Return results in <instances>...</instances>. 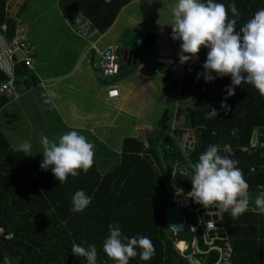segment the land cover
I'll use <instances>...</instances> for the list:
<instances>
[{
  "label": "trees",
  "instance_id": "16d2710c",
  "mask_svg": "<svg viewBox=\"0 0 264 264\" xmlns=\"http://www.w3.org/2000/svg\"><path fill=\"white\" fill-rule=\"evenodd\" d=\"M29 0H24L21 7ZM135 0H59L63 16L71 18L73 12L87 17L100 32H105L115 22L119 12ZM225 4L228 0H217ZM240 13L235 29L239 30L252 14L264 8V0H232ZM9 9V0H0V26L6 25V35L11 38L17 26V10ZM14 13V14H13ZM228 17L232 18L231 13ZM206 49L198 54L201 62L188 71L183 65V76L171 80L176 91L175 102L166 106L157 129L144 140L127 137L123 144L121 160L109 171H100L95 159L87 173L69 176L59 184L50 169L39 167L41 160L27 159L20 151L10 148L0 132V256L6 255L9 264H86L83 257L71 253L73 242L96 247L97 264H113L102 250L108 235V225L120 227L125 236H147L154 247V255L143 261L137 255L128 264H215L220 257L211 245L224 246L226 239L217 238L206 243L199 231L198 245L202 252L184 256L175 245L174 233L165 223V211L173 190L190 189L186 177L172 176L171 168L186 167L187 161H196L208 145L215 144L218 153L238 161L237 167L253 194L264 192V145L253 147L250 140L255 128L264 129V98L250 84L234 86V94L227 96L228 76L205 82L202 73ZM26 68L16 64V74ZM6 75L0 70V82ZM6 98L0 95V104ZM221 102L226 108L221 107ZM215 109L218 115L207 118ZM184 117V127L194 131V147L186 150L175 134L174 126ZM259 140L264 141L263 134ZM229 145L232 154L224 149ZM247 146V149L243 147ZM82 189L92 197L83 212L73 213L71 196ZM244 215V214H243ZM264 222V216L259 215ZM243 216L231 218L223 212V221L231 232L239 228ZM258 220V219H257ZM237 222L236 227L231 226ZM197 223V220L195 221ZM234 228V229H233ZM232 241L231 258L235 264L244 262L241 252ZM242 261V262H241ZM243 264V263H242Z\"/></svg>",
  "mask_w": 264,
  "mask_h": 264
},
{
  "label": "crops",
  "instance_id": "0c3cea01",
  "mask_svg": "<svg viewBox=\"0 0 264 264\" xmlns=\"http://www.w3.org/2000/svg\"><path fill=\"white\" fill-rule=\"evenodd\" d=\"M132 4L129 3L121 9L115 22L105 32H100L97 27L100 47L118 46L122 70L113 78L103 77L99 73L98 56L93 49H90L89 42L78 34L72 16L69 19L65 18L59 9L60 15L70 26L67 28L71 33L69 36L48 37L44 31H41L37 33L34 42L29 37L27 27L20 22L23 29L21 33L31 47L33 65L28 67L24 61L18 62H23L26 66L22 73L16 74L19 98L15 100L6 96L0 104V132L8 140L11 149L16 152L19 143L28 141L31 149L26 158L42 160L39 137L45 135L50 140H54L61 134L58 129L61 126L64 127L62 131L74 129L80 134L95 131L96 136L94 138L92 136L95 152L101 148V145L109 143L114 146L113 154L121 155L127 137L144 140L145 146H149L147 137L158 128L155 118L150 121L149 107L157 106L159 101L166 106L173 98L178 99L176 91L170 86V79L182 78L184 64L178 62V66L174 68L180 49L178 50L164 34L159 37L160 43L157 48H154V43L150 49L138 45L136 60L133 57L129 60L123 59L124 49L133 47L138 42L137 34L146 35L152 32L151 34L155 36L154 40L156 39V33L148 30L151 28L150 25H141L136 20L134 11L129 7ZM126 8H129L128 11H125ZM10 10L13 11L12 8ZM16 12L17 8L14 13ZM122 13H125L124 17ZM120 19L123 24L118 27ZM127 31H134V37L127 43L124 40L122 44H114L121 41ZM141 50H151L153 56L141 58ZM21 56L19 54L18 57ZM158 57L159 61L156 60ZM160 57L172 59V62L161 61ZM168 72L172 74L170 79L167 77ZM111 89L118 90V94L110 96ZM47 90L56 93L51 104L43 103L44 97L41 93ZM17 103L19 105H16ZM165 108L153 113L159 118ZM175 127L178 126L175 125L174 129ZM248 193V209L243 213L244 215L241 214L243 220L238 223L239 228L236 227L237 222L232 223L231 226L236 228L231 232V236L223 221V212L219 211L220 221L226 234L223 239L228 242L232 264H235L231 258L233 240L244 250L241 252L243 264H264V222L254 210L253 201L256 194L249 191ZM217 238L215 237L213 242ZM183 245L184 241L178 244L182 248Z\"/></svg>",
  "mask_w": 264,
  "mask_h": 264
},
{
  "label": "clouds",
  "instance_id": "9594fccd",
  "mask_svg": "<svg viewBox=\"0 0 264 264\" xmlns=\"http://www.w3.org/2000/svg\"><path fill=\"white\" fill-rule=\"evenodd\" d=\"M231 13L232 18L228 17ZM240 13L235 3L228 0L225 4L217 0H174L168 25L170 37L180 41L177 53L178 62L185 64L205 48L206 58L202 63V73H197L205 82L228 76L230 84L225 86L227 96L234 94V86L250 84L264 98V8L255 11L235 29ZM41 95L44 104H51L56 93L47 90ZM221 107L226 106L221 102ZM218 115L215 109L206 113L207 118ZM42 160L39 167L51 171L59 184L66 182L69 176L76 177L87 173L93 164V144L78 131L72 129L63 132L56 140L41 135ZM31 145L23 141L17 151L28 155ZM238 161L220 155L215 144H210L201 152L196 161H187L186 167L171 168L172 176L186 177L190 181V191L186 193L194 203L204 207L229 212L231 218H238L248 209V184L237 167ZM182 189L177 188L176 194ZM92 197L78 189L71 196L73 213H80L91 203ZM255 211L264 216V192L254 198ZM71 253L83 257L86 264H97L96 247H87L73 242ZM102 250L113 264H128L130 258L137 255L148 261L154 255L151 240L144 235L125 236L118 225H108V235L102 243ZM0 264H9V258L0 256Z\"/></svg>",
  "mask_w": 264,
  "mask_h": 264
},
{
  "label": "rangeland",
  "instance_id": "374dc122",
  "mask_svg": "<svg viewBox=\"0 0 264 264\" xmlns=\"http://www.w3.org/2000/svg\"><path fill=\"white\" fill-rule=\"evenodd\" d=\"M22 2H23L22 0H9V8L10 9L12 8L13 11H15V9L17 8L18 12L20 9V14L17 16V29L21 28L20 22L24 24L29 30V37L33 40V42L37 33L41 31H44L45 35L48 37L51 36L56 37L55 35H58V36H64L66 38L71 34L70 30H67V28H69L70 26L68 25L67 21L63 18V16L60 15L57 0H29L26 3V5L21 7ZM173 3L174 0H135L134 3L129 6L134 11V16L136 17V20L141 25L143 24L150 25L151 28L148 29L150 30L149 32L154 31L156 33V39L154 40V48L158 47L160 43L158 42L159 37L161 36V34H164L165 37L168 36L170 42L179 50L180 41L171 39L170 37L171 27L170 25H168L171 14V5ZM128 9L129 8H126L125 11H128ZM125 13H122L123 14L122 17H124ZM121 19L119 20L118 27H121V25L123 24V21H121ZM119 29L117 30L118 32ZM133 35H135L134 31H127L123 35L124 38L122 37L121 41L114 44H118V45L122 44L121 42L124 40L125 43H127L129 39H132L134 37ZM79 41H81V39ZM141 51H142V54L140 55L141 58L149 57L150 55L153 56L152 54L153 51L151 50L150 51L141 50ZM156 60L159 61V57ZM190 61H194L193 62L194 64L197 63V60L194 59H191ZM178 64L179 63L177 57L176 62L174 64V68L177 67ZM174 102L175 99L173 98L166 106H172ZM16 105H19V103H17ZM166 106L165 103H162L161 101H159L158 105L153 108L150 106L149 107L150 112L148 115L150 116V121H152L155 118L154 119L155 122H158L160 116L158 118V115L154 114L153 111L154 112L161 111ZM182 118L183 117L181 116V118L178 119L177 124H175L176 126H178L175 127V134L177 135V138L183 147H189V145L188 146L185 145V142H187L189 137L192 141H195L194 136L192 135V132L194 134V131L191 129H186L184 127V119ZM63 128L64 127L61 126V128L59 127L58 129L59 131H61V133L67 132L65 130L62 131ZM82 135H84L88 141L94 144V141L92 140V136L93 138L94 136H96L95 131L93 132L86 131L83 132ZM102 136L103 135L101 133V137ZM58 137L59 136H57V138ZM99 147L100 146H98V148ZM93 149H95V147ZM113 150H114V146H112L109 143H106L104 145H101V148L98 149L97 152L93 151L94 152L93 158L97 162L100 171L107 172L118 162H120L121 155L113 154ZM182 191H187V190L182 189ZM175 192L176 190H173L171 196L169 197L170 200L174 198ZM181 206L183 207V205ZM185 221L187 222L188 220L186 219ZM172 231L174 233V230ZM185 246L186 245L184 242L183 248H185Z\"/></svg>",
  "mask_w": 264,
  "mask_h": 264
},
{
  "label": "built area",
  "instance_id": "2783aa9c",
  "mask_svg": "<svg viewBox=\"0 0 264 264\" xmlns=\"http://www.w3.org/2000/svg\"><path fill=\"white\" fill-rule=\"evenodd\" d=\"M72 19L74 26L80 36H82L87 42H89L90 49H93L98 56L100 74L103 77L110 78L115 77L121 73L122 62L118 52V46H107L102 48L99 46V30L93 23L84 15L73 12ZM17 29V28H16ZM6 30V25L3 24L0 26V69L6 75V80L0 83V95H5L7 97H13L15 100L19 98L16 88V64L19 61H24L25 65L32 67L33 65V55L31 51L30 44L25 36L21 33L22 28L17 29L15 35L11 38H8L4 31ZM21 54V58H19ZM197 60V63L194 64V61H189L187 68L188 71H193L198 63L201 62V57L197 53L193 58ZM118 94V90L111 89L109 91L110 96H115ZM1 111V109H0ZM264 136V129L255 128L253 131L252 138L250 140V145L256 147L257 145H264L263 140H259L261 135ZM247 149V146L243 147ZM226 154H232L233 149L226 145L223 148ZM1 231V228H0ZM228 257H229V251Z\"/></svg>",
  "mask_w": 264,
  "mask_h": 264
},
{
  "label": "water",
  "instance_id": "95a60500",
  "mask_svg": "<svg viewBox=\"0 0 264 264\" xmlns=\"http://www.w3.org/2000/svg\"><path fill=\"white\" fill-rule=\"evenodd\" d=\"M138 42L133 47H128L124 49L123 59L136 60L138 55V45L142 48L150 49L154 43V35L150 34L139 35ZM148 45V46H147ZM161 61L172 62V59L160 57ZM192 135L194 136L193 132ZM185 145L186 150L191 151L194 147V141L188 138ZM188 220L187 222L185 220ZM197 220V223L195 221ZM165 223L168 227L174 230L175 245L177 249L184 256H191L195 252H202L198 245L199 231L202 232V236L206 243H213L215 237L224 238L226 236L222 222L220 221L219 210L215 209L213 206L204 207L200 204L194 203L192 199H189L188 205L181 206V204L175 201L169 200L166 211H165ZM184 241L185 248L181 249L178 244ZM211 249H217L220 252V257L215 264H232L230 258L228 257V242L225 245L219 246L212 244Z\"/></svg>",
  "mask_w": 264,
  "mask_h": 264
},
{
  "label": "bare ground",
  "instance_id": "6f19581e",
  "mask_svg": "<svg viewBox=\"0 0 264 264\" xmlns=\"http://www.w3.org/2000/svg\"><path fill=\"white\" fill-rule=\"evenodd\" d=\"M185 190H187V191H182L180 194H176V192H175V196L171 200H173L176 203H179V204H181L183 206L188 205V202H189L190 197H187L186 196V193L188 192V190L190 191V189H185ZM178 247H180V246H178ZM180 248L181 249H184L182 247H180Z\"/></svg>",
  "mask_w": 264,
  "mask_h": 264
},
{
  "label": "flooded vegetation",
  "instance_id": "af4514ba",
  "mask_svg": "<svg viewBox=\"0 0 264 264\" xmlns=\"http://www.w3.org/2000/svg\"><path fill=\"white\" fill-rule=\"evenodd\" d=\"M151 35H152V34L150 33V37H151Z\"/></svg>",
  "mask_w": 264,
  "mask_h": 264
}]
</instances>
